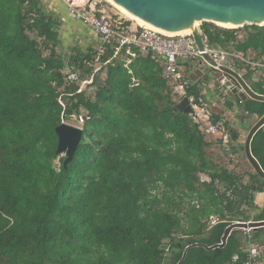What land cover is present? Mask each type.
I'll return each mask as SVG.
<instances>
[{
  "label": "trees",
  "instance_id": "16d2710c",
  "mask_svg": "<svg viewBox=\"0 0 264 264\" xmlns=\"http://www.w3.org/2000/svg\"><path fill=\"white\" fill-rule=\"evenodd\" d=\"M241 29L201 26L210 48L263 66L264 27ZM70 39L42 0H0V264H178L192 245L200 247L182 264H243L249 244L264 249V228L236 230L221 249L202 247L220 244L233 223L264 221L255 206L264 180L209 154L208 124L228 132L226 145L215 141L225 156L244 153L226 113L210 107L209 78L185 74L190 83L180 88L153 53ZM245 69L243 80L264 95ZM217 83L227 111L264 115V103L227 96ZM190 96L207 102L209 123L176 109ZM72 121L82 135L68 159L56 130ZM251 152L264 170V128Z\"/></svg>",
  "mask_w": 264,
  "mask_h": 264
},
{
  "label": "water",
  "instance_id": "95a60500",
  "mask_svg": "<svg viewBox=\"0 0 264 264\" xmlns=\"http://www.w3.org/2000/svg\"><path fill=\"white\" fill-rule=\"evenodd\" d=\"M113 4L121 8L130 16L143 23L144 25L162 30L165 32H187L191 33L193 40L200 51L205 50L204 44L207 42L206 35L194 27L192 23L199 22L215 23L221 25H231L242 28L244 26L264 27V0H110ZM91 3V2H90ZM219 27V26H218ZM234 28V29H239ZM142 27L136 28V38L139 37ZM232 30V29H231ZM203 59L207 68L219 75L217 81L222 83V89L226 92L235 83L233 89L234 95H240L243 102L253 100L264 103V95L255 93L249 85L243 80L242 76L234 69L228 67H219L216 69V63L207 55L203 54ZM207 69V71H209ZM233 81V82H232ZM240 93V94H238ZM231 95V94H230ZM176 109L184 114H192L187 97L176 105ZM264 128V115L258 119L256 124L249 130L244 143V155L254 170V173L264 180V170L259 161L251 152V143L256 134ZM59 145L58 153L66 154L68 159L72 158L74 151L81 139L82 131L78 128L61 125L56 130ZM264 228V221L233 223L228 226L221 239V243L212 247L202 246L207 251L224 248L232 232L236 230L251 231ZM200 245H192L186 248L178 264H182L186 259L188 251Z\"/></svg>",
  "mask_w": 264,
  "mask_h": 264
},
{
  "label": "built area",
  "instance_id": "2783aa9c",
  "mask_svg": "<svg viewBox=\"0 0 264 264\" xmlns=\"http://www.w3.org/2000/svg\"><path fill=\"white\" fill-rule=\"evenodd\" d=\"M59 1L67 7L69 13L76 20L90 27L104 41L114 43L116 46L115 54H118L125 46L135 45L142 53L150 52L163 58L166 63V77L181 81L179 83L180 88L190 83L184 79L182 74L180 65L182 62L197 60L198 62L205 63L203 54H207L216 63V69L228 67L235 70L234 60H241L240 55L230 54L222 49L210 48L207 42L204 44L205 50L200 51L191 34L167 36L153 29L142 28L139 37L136 38V28L134 29L130 26L127 29L123 18L98 7L100 5L98 3H89L82 6V4H79L80 0ZM224 83L225 80L220 83V89H222L221 86ZM232 87L227 92L224 90L226 92L225 95H234ZM187 98L192 109L191 116L194 121L209 123L210 113L207 102L203 98L197 99L195 96ZM219 99L222 104L226 102V96H222ZM219 126L218 124H208L206 132L211 135L224 134L223 129H220ZM248 239H250V235H248ZM246 254L247 257L243 264H258L259 261L264 259V249H258L250 244L248 245ZM236 259L237 257H235V261Z\"/></svg>",
  "mask_w": 264,
  "mask_h": 264
},
{
  "label": "rangeland",
  "instance_id": "374dc122",
  "mask_svg": "<svg viewBox=\"0 0 264 264\" xmlns=\"http://www.w3.org/2000/svg\"><path fill=\"white\" fill-rule=\"evenodd\" d=\"M90 1L91 0H84L83 3H79V4H82V6L88 5L90 3ZM93 1H91L92 4L96 3ZM97 3L100 4V5H98V7H100V8L104 7L110 13L113 11L116 12V14H114V13H112V14L123 18L126 22H130V25L132 28L135 29L138 27V25L134 21H131L130 19L126 18L124 15H122L117 9H115L111 4H109L105 0H98ZM201 26H202V24L199 23L198 28L200 30H201ZM239 29H240V31L242 30L241 28H239ZM232 30H238V29H232ZM242 34L243 33L240 34L239 38H242ZM72 39H74L73 35H71L70 42ZM59 52L63 53V54H67L66 53L67 51L65 52L61 49H59ZM249 54H251V52ZM235 55L241 56V60L239 59L238 61H240V62L243 61V63L246 62V63H244L243 69H240L239 72L237 71V69H235L241 76H243L246 72L245 66L246 67L249 66L250 70L254 73V75H253L254 82H263L264 83V65L260 66V64L258 62L253 63L252 62V58L254 57L253 55L252 56L250 55L251 57L250 56L244 57L242 54H235ZM207 67L208 66L204 62H198L197 60H191L189 62V64H187L185 66L182 65L181 70H182L183 75L187 74L189 76H192L194 79L200 77L204 82H205V78H209L207 83L205 82V85H208L209 81L216 83L211 87H213L212 89L217 92V88H216L217 84H218L217 83L218 82L217 77H218V79H220V77H219V75L215 74L213 71L208 69ZM207 69L209 71H207ZM201 71H204V73H201ZM64 72L67 74L69 71L66 69ZM234 84L232 83L233 86H234ZM234 88H235V86H234ZM223 93L226 94V92L224 90H223ZM238 94H240V93H238ZM219 102H220V99L218 98L216 100V103H219ZM217 105H218V107H216V108H221L219 104H217ZM225 110L226 109L224 107H222V112L226 113L225 120L228 122L230 129L234 130V131H238L240 133V136H241L240 142L242 144H244L246 141L249 130L256 124V122L258 121V119L260 117L257 115H252L249 117H243L236 110H234V111H227V110L225 111ZM68 124L75 127V128L80 129L79 123L72 121V122H69ZM222 124L224 127V123H222ZM222 131L224 132V134L218 133L216 135H212V137L210 138V140L214 143V145L209 149V154L211 156L212 161L215 162L218 166L226 168L228 170H237V172H239V173H242V172L254 173V170L252 169V167L248 163L247 159L245 158L244 153H241L239 155H233L232 157L224 155V151L222 149V146L217 144L218 142H215L216 139H222L223 145L227 144L228 132H225L224 128ZM230 154H232V153H230ZM60 156L61 157L66 156V154L65 153L60 154ZM55 163L57 164V166L59 165L58 161H56ZM201 179L208 181V178H206L205 176H201ZM241 232H246V231H241Z\"/></svg>",
  "mask_w": 264,
  "mask_h": 264
},
{
  "label": "crops",
  "instance_id": "0c3cea01",
  "mask_svg": "<svg viewBox=\"0 0 264 264\" xmlns=\"http://www.w3.org/2000/svg\"><path fill=\"white\" fill-rule=\"evenodd\" d=\"M42 1H43V4L45 5L47 12L52 13V14H57L61 17L62 29H64V31L69 32L71 35H73V38L78 40L79 43L84 48H87L90 45H92L95 42L100 40V36H98L90 27L85 26L84 24H82L81 22L76 20L74 18V16H72L69 13L67 7L64 4H62L59 0H42ZM83 1L84 0H80V3H83ZM91 1H93V0H91ZM97 1L98 0H94L93 2L97 3ZM103 9H105V8L103 7ZM111 13L116 14V12H114V11ZM201 73H204V71H201ZM190 77L193 78L192 76H190ZM214 84H216V83L209 81V84L206 86L207 97L209 99V104H211V106L210 105L209 106L211 107L212 110L214 108L216 109V107H218V105H217L218 103H216V100L220 97L219 96L220 92H218L219 93L218 94L216 91H214L212 89L213 87H211ZM219 105L221 107L219 109L222 110V103L221 104L219 103ZM255 206L259 209L264 208V194L256 195ZM254 214H257V212H254ZM247 232H250V231L247 230L245 232V234H247ZM258 264H264V259L259 261Z\"/></svg>",
  "mask_w": 264,
  "mask_h": 264
},
{
  "label": "bare ground",
  "instance_id": "6f19581e",
  "mask_svg": "<svg viewBox=\"0 0 264 264\" xmlns=\"http://www.w3.org/2000/svg\"><path fill=\"white\" fill-rule=\"evenodd\" d=\"M106 2H108L109 4H111L115 9H117L122 15H124L126 18L130 19L131 21H134L138 26L142 27V28H148V29H153V28H150L146 25H144L143 23L139 22L138 20H136L135 18H133L132 16H130L128 13H126L125 11H123L121 8H119L118 6H116L115 4H113L110 0H105ZM198 24L199 22H194L192 23V25L194 27H198ZM217 26L221 27V28H225V29H234V28H239L237 26H231V25H221V24H218V23H215ZM153 30H156L158 32H161L162 34H165L167 36H177V35H187V34H191V33H187V32H182V31H179V32H165V31H162V30H157V29H153Z\"/></svg>",
  "mask_w": 264,
  "mask_h": 264
},
{
  "label": "flooded vegetation",
  "instance_id": "af4514ba",
  "mask_svg": "<svg viewBox=\"0 0 264 264\" xmlns=\"http://www.w3.org/2000/svg\"><path fill=\"white\" fill-rule=\"evenodd\" d=\"M234 84V83H233ZM240 97V95H238ZM234 97V96H233ZM232 98V97H231Z\"/></svg>",
  "mask_w": 264,
  "mask_h": 264
}]
</instances>
